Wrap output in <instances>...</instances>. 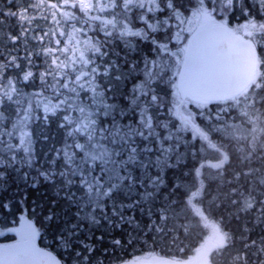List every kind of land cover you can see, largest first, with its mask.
<instances>
[{"label": "trees", "instance_id": "1", "mask_svg": "<svg viewBox=\"0 0 264 264\" xmlns=\"http://www.w3.org/2000/svg\"><path fill=\"white\" fill-rule=\"evenodd\" d=\"M245 4V12L233 9L228 25L252 22L250 16L256 25L264 22V6H253L251 0ZM82 8L79 0H0V244L18 241L26 231L63 264L130 259L192 264L210 246L216 248L207 253L209 264H264V134L257 136L234 102L194 100V127L174 119L171 102L177 95L166 72L158 69L156 81L148 80L141 90L150 111L145 118L132 102L133 88L148 76L145 63L160 55L144 30L131 43L111 42L98 24L100 32L77 40ZM64 11L75 18L64 21ZM163 24L166 29L168 22ZM263 33L257 44L248 40L257 49L261 73ZM165 36L159 33V38ZM89 42L94 44L84 46ZM72 56L64 78L60 62ZM98 65L109 71L97 78L90 69ZM81 71L88 78L77 80ZM28 72L32 75L25 80ZM85 83L95 87L83 91ZM260 88L251 111L264 120V83ZM71 98L72 108L79 104L98 110L102 102L112 108L111 114L97 113L93 119L102 130L96 141L109 154L101 151L102 159L86 166L68 148L97 135L71 131L75 118L65 108ZM47 105L57 110L43 114ZM226 121L246 123L248 131L235 135L223 128ZM17 123L29 133L33 152H26L15 137ZM214 160L220 169L208 166ZM90 187L99 190L95 203L87 194ZM216 234L223 236V244Z\"/></svg>", "mask_w": 264, "mask_h": 264}, {"label": "rangeland", "instance_id": "2", "mask_svg": "<svg viewBox=\"0 0 264 264\" xmlns=\"http://www.w3.org/2000/svg\"><path fill=\"white\" fill-rule=\"evenodd\" d=\"M79 1L82 2V6H83L82 11L84 12V14L82 15L84 19H80V18L77 19V22H76L77 27H75L76 33L78 35L77 40L79 41L83 36L85 37L86 35H88L90 31L94 32L93 29L99 28L98 26L99 24L100 26L103 27L100 30L105 31L104 33L105 37H107V35H109V33L111 32V34H114L112 39H114L115 42L120 41L121 43H126L130 39H132V37H135L136 35H142V32L146 27L151 28L150 26L147 25L148 22L155 23V21H152L149 19L142 20L141 17L143 15H138L137 19L131 20L130 18H128L126 14L130 13L133 7L131 0H127V3L124 5L123 8H122L121 3L124 0H79ZM195 1L196 3L194 4L189 2L186 5V8H185L186 10L183 13L182 12L179 13V20L177 23H175L174 21H171L170 24H167V26H165L166 30L169 33V36L164 37V40H167V41L173 40L171 42V49L168 51L165 50L162 53L158 49L159 48L164 49V45H166L167 43L164 42V44L156 45L157 48L155 47V52L158 55H160V57L156 59L155 61L153 60V61H149L145 63V66L148 65V68H147L148 76L146 75L144 78L142 77L141 80L139 81V84L135 85L133 88L134 93H133V97L131 98H134V99L132 102L136 104L135 107L137 109H140L139 112H141V114L145 118L149 117L150 111L146 112L145 106L147 105V102L143 101L144 95L141 93V90L144 89V86L146 85L148 80H151L152 82L156 81V78H157L156 74H158V72L157 71L155 72V69H158L159 72H162L161 70H164V72H166L167 74L166 82L171 83V90L174 94L177 95L176 96L177 98L175 100H172L171 102L172 109L170 111V115L174 119H178L179 117L180 119L185 121V123H187L189 126L190 124H192L194 127L193 105L198 106L197 103H193L194 100L188 101L187 103L185 102L183 104L184 105L183 111L180 115H179V110L181 106L176 112L178 99H179L176 86H177V81H178V78L181 72L182 58H183V53L185 51V48L187 46V42L192 36V34H194V32L200 30L201 28H205L208 25L209 26L222 25L227 28H230L228 25V19L230 18L229 15L233 11V9L235 10L236 6L238 8L240 7L239 9H241L244 12L246 10L245 0H208L209 3L198 2V0H195ZM251 1H253V6L254 5L257 7L264 6V0H251ZM134 2L138 9L137 12H141V13L147 12L148 13V11L152 12L158 9L156 8V6H153V8L148 9V10H146L145 8L143 9L142 6H147L148 8L150 0H134ZM117 5H120V6H117ZM70 9L72 8L70 7ZM62 15L64 17L66 16L64 21H67V20L72 21V18H75L73 14H69V13L67 14V12L65 11L62 12ZM250 18L252 22L251 23L246 22V21L243 22V23H246L247 28L243 27L242 30L249 29L251 25L256 26V23L253 21L254 17L250 16ZM91 22H92V26H91ZM71 24L69 25V27L71 26ZM163 25L164 24H162V27ZM242 25L243 24H239L230 29L232 31L237 27L241 29ZM61 30L65 34H69V29L63 28ZM77 40L75 41V43L77 42ZM111 42H113V40ZM88 44L93 45L94 43L89 42L85 44L84 46H87ZM73 52H77V51L72 50V54ZM63 55H67V54L63 53ZM73 57L74 56L69 58V60L64 59L62 62H60V66H59L60 72L61 74H63L60 76H64V78H66V73L68 71V68L70 69V64H71L70 60L74 59ZM78 57L81 58L84 56H78ZM145 66L143 65V68H145ZM90 70L93 71L95 77L98 78L102 74L103 75L106 74L109 71V67L106 65V67L103 68L102 66L98 65V66L93 67ZM140 72H142V69L140 70ZM80 74L81 75L77 77V80H79L81 76L84 78H88L85 72L82 73L81 71ZM263 83H264V73L259 72L256 78V81L252 85V87L245 94H242V96L237 98L238 100L235 99V101L233 100L230 102V103L234 102V105L239 110L243 108L244 112L243 111H240V112L248 116L250 123L252 124V128L255 129L254 131L259 133L257 135L258 137L263 136L264 134L263 133L264 132L263 115L259 116L257 114L258 118H256V116L252 114L251 103L253 102V98H252L253 95L256 94L259 91V89H261L260 87ZM96 86H98V83H96ZM92 87H95V86L89 83H85L84 85H81V88L83 91H86V89L92 88ZM92 90L93 92H95L94 96L99 102L100 101L99 100L100 90H98L97 88L92 89ZM72 99L73 98L69 99L68 102L66 101L67 104L65 106V108H68L70 111H72V115L75 118V120L70 122L71 131L76 129L82 137H85L92 133L97 135L92 140H90L89 138L83 140L84 142L79 145L75 141L71 144L73 146L68 148L69 152L73 153L75 157H76L75 153H78L79 155H81L82 158L80 160V165L86 166V164H92L93 162L95 163V161L102 159L101 154H100L101 151L105 154H109V150L105 148L102 144L97 143L98 141H96L98 137L101 135L102 130L100 129V125L95 123L93 119L94 117H97V113H99V115L100 114H104V115L111 114L112 108L109 106L104 107L103 102L101 103L100 109L98 110H95L89 106H81L79 104L78 105L75 104L76 106L72 108V105H73V103H71ZM236 104H239V105H236ZM47 106L48 107L46 108L42 106L43 108L41 110L43 114L54 113L57 110L56 107H52L50 105H47ZM246 107H249L250 110L246 109ZM30 109L32 111V108ZM28 110L24 111L26 115L30 113ZM73 110L75 111L73 112ZM254 117L256 120L255 122L253 121ZM244 121L249 123L247 117L244 118ZM241 124L239 126H233L228 121H226L223 124V128L227 129L229 132L234 131V134L239 136L248 131V130L244 131V128H246V123L242 125ZM14 128H17L15 137H18L17 140H19L20 136L25 131L19 129L20 125H18V123L15 124ZM196 130H197V134H200L199 129H196ZM32 142L33 141L31 138H29V136L25 137V143L22 146L24 150L27 149L25 150L26 152H30V153L33 152ZM63 155L66 156L67 151L63 150ZM102 156H104V154ZM30 158L31 157H29V159ZM216 161L217 160H214L213 161L214 163L211 162L208 165L210 168H212V170H217L222 167L221 164L218 165ZM98 193H99L98 188L90 187L89 189H87V194L90 198H93L94 203L97 201L96 197ZM24 233H26V231H24L21 234V237L19 238V240H23L27 237V234H24ZM215 237H216L215 240L217 241L218 244H223L224 240L221 234ZM213 248H216V246H210L207 251H204L206 254H204L203 256L199 258V262H198L199 264H209V260L206 257H207V253H210V251L213 250Z\"/></svg>", "mask_w": 264, "mask_h": 264}, {"label": "water", "instance_id": "3", "mask_svg": "<svg viewBox=\"0 0 264 264\" xmlns=\"http://www.w3.org/2000/svg\"><path fill=\"white\" fill-rule=\"evenodd\" d=\"M257 70L256 49L219 25L207 26L190 38L177 83L180 105L187 100L224 102L237 97L252 84ZM190 123V122H189ZM193 127L192 124H190ZM199 257L194 264H198ZM0 264H63L52 251L32 237L0 244ZM117 264H182L175 259L154 262L126 260Z\"/></svg>", "mask_w": 264, "mask_h": 264}, {"label": "flooded vegetation", "instance_id": "4", "mask_svg": "<svg viewBox=\"0 0 264 264\" xmlns=\"http://www.w3.org/2000/svg\"><path fill=\"white\" fill-rule=\"evenodd\" d=\"M185 1L186 0H184V1L183 0H181V1L180 0H150V2H149L150 6L148 5V8H147V6H142L143 9L145 8L146 10H148V9L153 8V6H156V8H158V9L154 10L152 12L148 11V13L147 12L141 13V12H137L138 9L135 5V2H134V0H131L133 7H132L130 13H128L126 15L131 20L137 19L138 15H143L141 17L142 20H148L149 19V20L155 21V23L148 22L147 25L150 26L151 28L146 27L144 29V31L146 33L147 40H149V43H151L152 49L154 47L157 48L156 45H158V44H164V42L167 43L166 45H164V49L163 48L158 49L159 51L164 52L165 50L168 51L171 49V42L173 40L172 41H165L163 37H160L161 39L158 38L159 33L161 31L164 32L166 34V36H169L168 31L162 27V24H163L164 20L167 21L168 24H170L171 21H174L175 23H177L179 20V13H181V12L183 13L186 10L185 9L186 5L193 0H187V3ZM207 1L208 0H204V1L198 0V2L209 3V1L208 2ZM123 2L125 5L127 3V0H124ZM184 3H185V5H183ZM181 7H184V10H182ZM243 22H245V21H243ZM243 22L239 21L238 23H236L234 25H229V27L233 28L236 25L243 24L241 29L239 27H237L233 30V32L235 34H237L239 37H241L242 39L247 40V41L252 40V42L254 44H257L260 40V38H259L260 35H262V32H264V22L260 21L259 23H257L256 26L251 25L249 27V29L242 30L243 27L247 28L246 23H243ZM246 22L251 23V21H248V20ZM93 30L94 31L98 30L100 32L99 29H93ZM150 30H152L151 31L152 33H148ZM107 36L109 39H112L114 34H111V32H110L109 35H107ZM141 36L142 35H136L135 38H139ZM112 40L115 42L114 39H112ZM133 40L135 41V39H133V37H132V39H130L129 42L131 43ZM161 41H163V42H161ZM160 49H162V50H160ZM259 64H260V60H259ZM258 73H259V70L256 73L255 79L257 78Z\"/></svg>", "mask_w": 264, "mask_h": 264}, {"label": "snow or ice", "instance_id": "5", "mask_svg": "<svg viewBox=\"0 0 264 264\" xmlns=\"http://www.w3.org/2000/svg\"><path fill=\"white\" fill-rule=\"evenodd\" d=\"M31 75H32L31 72L26 73L25 76H24V79L27 80ZM10 83H11V82H10ZM15 92H16V88L13 86V87L11 88V90L7 93V96H8V100H9V101H12V99H13V93H15ZM0 106H2V105H0ZM13 127H15V125H13ZM28 134H29L28 132H24V133L20 136V138H19V144H20V145H23V144L25 143V137L28 136ZM25 150H27V149H25ZM13 158H14V157H13ZM247 207H248V208H251V207H252V204L249 202L248 205H247Z\"/></svg>", "mask_w": 264, "mask_h": 264}]
</instances>
